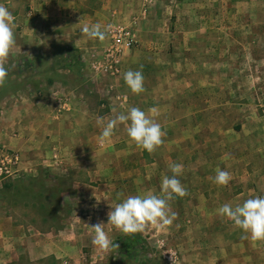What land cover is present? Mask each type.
<instances>
[{"label":"rangeland","instance_id":"374dc122","mask_svg":"<svg viewBox=\"0 0 264 264\" xmlns=\"http://www.w3.org/2000/svg\"><path fill=\"white\" fill-rule=\"evenodd\" d=\"M150 1L140 0L134 8L136 12L130 16L134 32L135 19L147 16ZM175 1L172 0L173 5L169 7L170 29H175L178 23L179 29H198L195 23L187 21V16L185 21L172 19L175 12L178 17L189 14L188 8L176 7ZM206 6L197 10L204 16L213 10V14L223 20L219 26H225L224 31H252L255 37L222 34L219 39H177L174 42L184 43L181 52L175 47L173 50L172 43L166 46L146 43V46L157 49L154 51L157 53L150 52V55L142 51L138 56V62H144V65H137L133 70H141L144 79L148 78L144 81L145 91L140 94L131 92L125 84V70L117 74H94L88 69V62L101 52L102 45L99 44L84 57L90 73L83 72L84 63L79 57L70 61L72 67L67 70L64 49L54 63L58 70H52L47 62H40L39 69L36 68L38 63L32 62L26 71H18L19 64L11 65L5 84L0 87L1 117L13 99L9 97L10 90L19 88L28 79L34 86L41 78L59 76L63 84H58L54 91L61 93L64 101H67L64 95L71 96L70 108L62 105L59 108L53 102L42 106L48 112L54 111L53 116L57 119L62 116L61 110H69V120L74 126H62L66 131L61 128L59 132L55 128L53 140L47 134L50 137L47 142L56 145L50 149H46L38 136L31 138L32 149L27 151L0 146L2 152L19 154L13 172L0 175V225L7 227L10 223L8 229L5 227L0 231V264H231L226 262V255H221V250L227 252L230 239L227 225L231 226L232 222L217 212L215 215L197 213L198 207L210 206L211 200L198 196L200 184L186 183L181 175L178 179L188 194L175 196L169 201L171 210L178 213L170 226L161 228L149 224L143 232L124 235L107 224V214L112 206L129 195L146 191L160 194L163 177L172 175L169 165L173 162L182 164L178 149V97L183 93L195 94V91L207 96L206 92L212 90L209 85L196 86L195 90L194 80H215L224 90L232 87L234 94H239L235 97L234 108L258 113L264 125V0H218L213 8ZM156 18L161 31L166 22L162 24V14ZM136 45L142 49L138 40ZM171 58H174L172 62L201 64L203 71L168 68ZM206 66L208 69L204 70ZM168 79L169 87L166 86ZM185 84L186 87L179 86ZM31 89L32 99H37L35 89ZM245 89L249 91V97L242 96ZM73 95L76 97L72 98ZM167 95H170L169 100L154 103V99ZM222 105L226 103L219 104ZM133 106L144 111L155 107L162 113L154 118L166 135L164 143L153 153L132 142L124 124L117 126L109 140L100 138L102 128L96 123L97 117L107 120ZM200 106L210 109L212 104L204 101ZM220 121L224 131L230 120ZM260 141L264 147V136ZM189 161L186 164L193 165L194 157ZM191 169L193 171L194 167ZM263 173L261 180L264 179ZM224 203L226 200H216L213 208L216 211ZM98 222L105 223V231L118 248L104 251L93 245L94 233L90 225Z\"/></svg>","mask_w":264,"mask_h":264},{"label":"crops","instance_id":"0c3cea01","mask_svg":"<svg viewBox=\"0 0 264 264\" xmlns=\"http://www.w3.org/2000/svg\"><path fill=\"white\" fill-rule=\"evenodd\" d=\"M139 1L0 0V4L5 5L15 16L16 24L14 30L16 43L11 49L5 67L9 70L12 68L11 65L19 64L18 71H26L31 68L32 62L38 63L37 69H39L40 62H47L52 70H58L54 63L60 51L64 49V51L66 50L65 61L68 62V66H65L66 69L69 70L68 67H72V65H69L71 64L70 61H76L79 57L81 62L84 63L82 70L84 73L86 70L87 73L89 70L86 68L84 57L92 53L94 46L97 44L103 45L104 42L98 39H89L83 35L81 33L82 26L99 23L102 27H107V24L112 21L131 22L130 16L135 14L134 8L137 7V4H140ZM174 3L180 9L188 8L189 14L183 12L185 16L181 14L178 17L175 12V18L172 19L176 22H179V18L185 21L187 16L189 17L187 21L195 23V27L198 29H179V23L177 26L172 24L175 29H170L171 11L169 7L173 5L172 0H151L148 8L150 7L153 10L147 9L146 17L141 16V18L135 19V34L142 49L136 48V45L125 52V55L127 53L128 55H124L120 61V72L133 70L137 65L143 66L144 62L142 64L138 62V56L142 55V51H147L150 55H152L150 52L157 53L154 52L157 49L149 47L150 45L146 46V43L161 44L162 46L172 43L173 50L175 47L181 52L184 43L174 42L177 39H219L222 34L231 35V37H255L251 34L252 31H224L225 26H219L223 23V20L213 14V10L206 13L205 16L199 12V9L197 10V8L203 10L206 4L213 8L214 5H217L218 0H176ZM160 8H162L161 11ZM161 14L163 17L161 22L162 24L166 22V26L159 31L157 25L159 19L156 17ZM165 39L168 42L167 40L163 41ZM71 47L77 50L73 51ZM173 59L171 58L168 62V68L173 70L178 69V67H180L179 70L193 68L203 71L201 64L193 63V65L192 62L184 63L183 61L172 62ZM179 60L182 59L179 58ZM188 64L190 65L188 66ZM207 69L206 66L204 70ZM23 74L26 75V73ZM169 80H166L168 82L166 86L168 87L170 86ZM32 82L28 79L19 88L9 91V97H13V99L4 108L2 117L0 116L1 147L19 148L27 151L32 149L31 138L38 136L41 137L46 149H50L51 146L56 147V145H54V142H47L50 140L47 134H50L53 140V135H56L55 128L59 132L62 126L73 125L71 119L69 120V110H61L60 116H62L57 119L53 116L54 111L48 112L42 106L43 103L53 102L57 104V107L62 105L70 108L71 96L69 98L64 95L67 99V101H64L61 93L54 91L58 84H63L61 83L63 80L59 76H51L50 79L41 78L35 81L34 86ZM204 85H209L212 88V90L209 89L206 92L207 96L196 94L195 91V94L187 95L183 93L178 97V149L179 154H181L180 161L183 165L181 177L186 183L193 181L200 184L198 188L200 194L198 196L205 200H211L210 206L198 207L197 213L215 215L216 211L213 208V203L215 204L216 200H226V203L235 206V204L242 203L250 196L264 195V179L261 180L264 172V147L262 146L263 142L260 141V138L264 136V125L262 126V116L258 113H249L244 110L242 112L240 109L236 110L234 108L235 97L239 94H234L232 87L228 86L229 90H224L223 86L218 84V81L205 78L194 80V89L196 86L204 87ZM179 86L186 87L187 84ZM31 87H33V90L35 89L34 94L37 99H32V94L29 93ZM186 92L190 94L188 90ZM248 94L249 91L245 89L242 96L249 97ZM74 97L76 95H73L72 98ZM165 99L169 100L170 95L163 96L160 99L157 98V100L154 99V103L159 100L165 101ZM77 101L80 102L78 97ZM204 101L212 104L210 109L200 106ZM224 103L226 105L219 106V104ZM160 112L158 111L157 117L162 114ZM220 119L230 120L229 126L225 125V132ZM62 130L66 131L63 128ZM225 155L228 156V159L222 160L221 158ZM192 157H194V166L190 163L189 165L186 164ZM217 166L231 173L232 179L227 186H218L213 180L209 179V177L215 176ZM192 167H194L193 171ZM262 183L263 185H260ZM9 226L10 223L5 227L8 229ZM5 227L0 225V231L4 230ZM227 227L228 235H230V239L227 241V252L221 250V255H226L227 263H264V241L253 242L250 238L241 239V236L244 235L242 230L233 227V223L231 226L227 225Z\"/></svg>","mask_w":264,"mask_h":264},{"label":"clouds","instance_id":"9594fccd","mask_svg":"<svg viewBox=\"0 0 264 264\" xmlns=\"http://www.w3.org/2000/svg\"><path fill=\"white\" fill-rule=\"evenodd\" d=\"M110 27H102L99 23L85 24L81 28V33L89 39L104 41ZM15 28V16L5 5L0 4V87L4 86L8 77L9 70L5 64L16 43ZM123 79L131 92L140 94L145 91L144 76L141 70L129 69L123 73ZM157 115L158 110L155 107L146 112L133 106L126 112L115 114L107 120L104 117H97L96 123L102 128L100 137L102 141L109 140L114 135L117 126L124 124L129 139L138 147L153 153L164 143L163 137L166 135L162 125L154 118ZM221 159L226 160L228 156L225 155ZM169 170L172 175L163 177L160 194L146 191L123 198L121 202L111 207L107 214V224L124 235L143 232L149 224L161 228L170 226L177 219L178 213L171 210L169 201L175 196L184 197L188 193L178 179L183 172V165L173 162L169 165ZM209 179L218 186H227L232 175L217 166L215 176ZM216 212L219 216L231 221L233 227L242 230L244 235L241 239L250 238L253 242L264 241V195L250 196L235 206L224 203L216 209ZM104 225L103 222L90 225L94 233L93 245L104 251L118 248L119 246L113 244L109 238Z\"/></svg>","mask_w":264,"mask_h":264},{"label":"built area","instance_id":"2783aa9c","mask_svg":"<svg viewBox=\"0 0 264 264\" xmlns=\"http://www.w3.org/2000/svg\"><path fill=\"white\" fill-rule=\"evenodd\" d=\"M111 26L107 38L101 48L100 54L90 60L87 67L94 74H117L120 72V61L127 50L137 44L133 24L123 22H110ZM16 152L0 151V175H8L18 161Z\"/></svg>","mask_w":264,"mask_h":264}]
</instances>
